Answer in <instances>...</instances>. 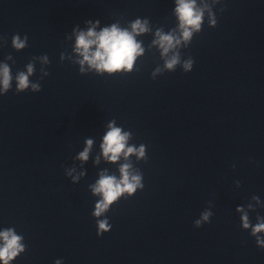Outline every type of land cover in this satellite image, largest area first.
I'll return each mask as SVG.
<instances>
[{
	"label": "water",
	"instance_id": "1",
	"mask_svg": "<svg viewBox=\"0 0 264 264\" xmlns=\"http://www.w3.org/2000/svg\"><path fill=\"white\" fill-rule=\"evenodd\" d=\"M174 7V0H0V62L12 55L15 76L33 57L50 61L48 76L40 79L37 61L30 77L40 92L17 93L13 81L0 96V230L14 228L26 245L11 264H264V249L235 211L253 195L264 204V0L215 5L216 27L205 16L181 49L182 60L194 61L190 72L178 66L152 78L164 64L158 46L149 47L153 34L136 37L145 54L132 72L87 64L79 72L74 28L147 18L153 32H167L178 24ZM16 34L28 36L21 51L11 46ZM112 120L132 132L129 145L146 146V160L129 158L144 188L110 208L111 230L98 237L99 197L89 185L104 171L118 176L125 162L102 154ZM87 139L92 150L80 161ZM72 167L86 173L75 184L65 174ZM209 201L210 222L194 227ZM257 215L264 207L249 213L252 224Z\"/></svg>",
	"mask_w": 264,
	"mask_h": 264
},
{
	"label": "clouds",
	"instance_id": "2",
	"mask_svg": "<svg viewBox=\"0 0 264 264\" xmlns=\"http://www.w3.org/2000/svg\"><path fill=\"white\" fill-rule=\"evenodd\" d=\"M220 2L221 0H211V2L202 0V3L198 4L197 0H174L173 15L178 24L167 32L162 27L156 28L153 32L147 18H137L130 21L127 27H121L117 21L100 31L95 30L100 20L97 19L95 23L92 20H86L85 24L91 25L86 32L73 29L76 34L75 52L79 57H82L77 61L81 65L79 72L84 73L86 71L83 67L84 64H87L89 69L109 74L118 73L122 70L132 72L137 57L145 54L142 41H137L136 37L146 34L154 35L149 47L158 46L160 56L164 59L163 68L158 66L152 72L153 79L156 78L157 74L162 75L164 70L168 72L175 71L178 66L185 73L190 72L194 61L191 57L182 60L181 49L187 48L193 36L201 32L205 16H207L209 27H216L217 19L213 8ZM27 44V35L23 38L19 34L12 37L11 46L16 51L25 49ZM62 60L63 54L61 53ZM9 61L15 63L12 55H8L5 61L0 62V96L7 94L12 89L13 81H15V91L17 93L27 90L33 93L41 91L40 82H33L30 77L35 72L37 61L41 62L40 79L49 75V72L45 70V66L50 63L46 54L33 57L26 64L25 70H18L15 76L12 74ZM115 123L116 121L112 120L108 124L109 130L103 136V143L100 147L103 157L107 161L115 163L123 157L125 162L119 165L118 176L115 174L110 175L107 171H104L100 173L95 184L89 185L91 193L99 197L92 212V216L96 219V235L98 237L111 230V224L106 217V213L110 208L122 197H131L138 190L144 188L143 175L138 168L134 167L129 158L134 156L137 162L146 160V146L144 144L139 145V147L134 144L129 145L128 141L133 138L132 132L124 131L122 127L115 126ZM85 143L86 146L78 155L80 161H87L92 150L93 140L87 139ZM96 163H99V156L96 158ZM75 171V167L65 169L66 176L71 177L73 184L86 174L82 171L78 175H73ZM235 185L238 188L240 181H235ZM212 207L213 204L209 201L208 208L200 214L199 219L194 221V227L200 228L203 224L210 222L213 215ZM256 207H264V204L258 196L253 195L249 203L236 207L235 211L240 214L242 229L250 231V235L255 238L256 245L264 249V217L257 215L255 224H252L249 217V213L255 211ZM25 251L24 237L17 234L14 228L0 230V264H11L14 259ZM55 264H62V261L57 259Z\"/></svg>",
	"mask_w": 264,
	"mask_h": 264
}]
</instances>
